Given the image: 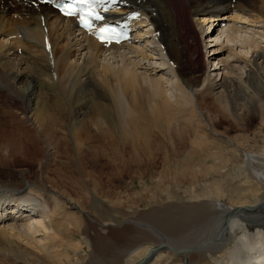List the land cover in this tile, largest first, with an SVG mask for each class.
<instances>
[{"label":"bare ground","instance_id":"bare-ground-1","mask_svg":"<svg viewBox=\"0 0 264 264\" xmlns=\"http://www.w3.org/2000/svg\"><path fill=\"white\" fill-rule=\"evenodd\" d=\"M232 1L125 0L154 58L0 0V264H264V0ZM248 26L238 56L224 42ZM125 178L143 188L129 197ZM26 190L46 222L11 215Z\"/></svg>","mask_w":264,"mask_h":264},{"label":"rangeland","instance_id":"rangeland-1","mask_svg":"<svg viewBox=\"0 0 264 264\" xmlns=\"http://www.w3.org/2000/svg\"><path fill=\"white\" fill-rule=\"evenodd\" d=\"M13 1V0H12ZM13 2H15V1H13ZM234 2H235V0H233L232 1V4H234ZM9 5H13L11 2L9 3ZM189 6H191V5H189ZM225 18H227V19H224V20H222L221 22H222V24H221V27H225V25L226 26H228V25H232V23H233V19H234V14L233 13H227L225 16H224ZM196 19H198V18H196ZM195 19V17H191V22H193V21H195L196 20ZM204 20H206V18L204 19ZM204 20H202V22L204 21ZM237 20H235L234 21V23L236 22ZM237 22H239V19H238V21ZM235 23L237 26L238 25H241V24H239V23ZM206 23H202V29L204 28V32L206 31V28H207V26H204ZM217 24V22H215L214 24H213V27L214 26H217L216 25ZM240 27H247V26H243V25H241ZM217 28V27H216ZM219 28V27H218ZM218 28H217V30H218ZM199 29H201V27L199 28ZM198 29V30H199ZM248 30H250V32L248 31ZM248 30H245L244 28L241 30V32H242V35L241 34H236V33H233V38H234V40H232L231 42H229L230 44H228L227 42H224V44H226V46L227 47H231V49H233L232 51H233V53L235 54V50H237L236 51V53L238 54V56H244L243 55V53L244 52H246L247 50L245 49L246 47L245 46H243L242 44L245 42L246 43V41H248V40H251V36H252V32L254 31L255 33H256V31L257 32H260V30L258 29H256V28H254V27H251V26H248ZM214 36H216V34L217 33H215L214 32ZM241 35V36H240ZM244 36H245V38H248V39H245L244 38ZM147 37H149V36H147ZM240 37H243L244 38V40L241 38V39H239ZM145 41V40H144ZM233 41H235V42H233ZM238 41V42H237ZM240 41H241V43H240ZM244 41V42H243ZM198 43H199V48H200V53H199V56L201 57L200 58V62L203 64V71L205 72L204 73V75L202 76V80L204 79L205 80V77L207 76V74H208V71L209 70H213L214 68H215V66L213 67H211V65H210V60L212 59V55H208L209 53H208V51H210L211 49H210V45H212V44H206V42H204L201 38H200V36H199V39H198ZM235 43V44H234ZM244 43V44H245ZM145 44L146 45H148L149 47H150V49H149V47L147 48H145ZM239 44V45H238ZM209 45V46H208ZM156 45L153 43V40H152V38H148V39H146V42H142V44H140V46L139 45H137L136 47H139V48H143L144 50H146V52L148 53V55H151V56H153L154 58H156V57H161V56H159L161 53L159 52V51H156V50H154V49H152V48H154ZM206 46V47H205ZM237 46V47H236ZM241 46V47H240ZM205 47V48H204ZM230 47H229V49H230ZM244 47V49H242ZM156 48V47H155ZM228 49V48H227ZM241 51V53H239L240 51ZM228 51V50H227ZM222 52V53H220L219 55H218V57H220V59L222 58V59H226L227 58V56H229L228 54H231L232 53V51L231 50H229L228 52ZM156 52V53H155ZM158 52V53H157ZM232 53V54H233ZM211 54V53H210ZM241 54V55H240ZM162 57H164V56H162ZM217 57V56H216ZM158 59V58H157ZM161 61H162V59L161 58H159ZM159 59H158V61L157 62H161V61H159ZM165 74H164V78H166L167 79V85H168V83H170L169 85H168V89H170V92H171V94L173 95V96H178V95H181V96H183V97H185V98H189V96H193V93L192 92H190L183 84H182V82H181V79L179 78V77H177V76H175V74L174 73H172V74H174V76H172V74H171V72L170 71H167V72H170V73H167L166 71H163ZM212 72L210 71V74H211ZM168 74H171V75H169V77H168ZM159 76H156L155 78H158ZM170 94V96H172ZM91 98H92V100L93 101H91ZM87 99V100H86ZM89 99V100H88ZM170 99H173L172 100V102L174 101V102H176L175 101V98H170ZM100 97L98 96V97H96V96H91V97H88V98H85V102H87L88 104H90V105H88V107L90 106H96L97 105V103L99 104L100 103ZM89 101V102H88ZM96 104H95V103ZM173 102V103H174ZM86 103V104H87ZM92 103V104H91ZM95 106H94V108H95ZM97 107V106H96ZM125 182L123 183V185H121V186H123V188H125V186H126V188H125V190L127 189V192H128V196L129 197H131L130 196V194H132V193H134V192H138V191H140V189H142L143 188V186H142V184H140L139 183V181L138 180H135L134 182H132L131 183V181H130V179H126L125 178V180H124ZM130 181V182H129ZM126 183V184H125ZM124 184H125V186H124ZM130 184V185H129ZM128 187V188H127ZM129 192H131V193H129ZM30 194V195H29ZM24 195H25V197H28L29 199H31V200H33V201H39V203L42 205V207H41V209L39 208V211H42L41 212V214H40V212H37L38 213V216H37V218H35L36 220H40V221H44V222H46L45 220H47V219H49L48 217H47V215H51V209L50 208H48V205H46V204H44L45 202L43 201V200H41L40 198H37L32 192H30L29 190H26L25 191V193H24ZM128 197V198H129ZM23 199H25V198H23ZM130 199V198H129ZM140 202H138L137 204L139 205L138 207L140 208V204H139ZM128 204H129V201H128ZM40 205V206H41ZM43 207H44V209H43ZM45 209H46V211H45ZM26 213V212H25ZM43 213H44V215H43ZM49 213V214H48ZM29 214V213H28ZM24 216H26V215H24ZM44 218V219H43ZM11 223H6L5 225H10ZM42 233H44V232H42ZM243 237H247L246 236V234H243L242 235ZM35 237H36V239L38 240H42L43 238H44V235L43 234H40V233H38V234H36L35 235ZM250 259H253V258H250ZM247 260H249V258L247 259Z\"/></svg>","mask_w":264,"mask_h":264},{"label":"snow or ice","instance_id":"snow-or-ice-1","mask_svg":"<svg viewBox=\"0 0 264 264\" xmlns=\"http://www.w3.org/2000/svg\"><path fill=\"white\" fill-rule=\"evenodd\" d=\"M76 2H77V3H87L88 0H76ZM65 14H66V15H71V14H73V13H72V9L69 8V9L65 10ZM87 15H88V16H92V13L89 12V13H87ZM95 18H96V19H100L99 16H97V17H95ZM81 22L84 23V26H85V27H88V26H89L88 23H87L86 20H85V16H84V15H81ZM111 31H112V30H111V29H108V28H102V29L100 30V32H101V37H100V38H101V41H102V42H108V41L111 39V37L108 35Z\"/></svg>","mask_w":264,"mask_h":264},{"label":"water","instance_id":"water-1","mask_svg":"<svg viewBox=\"0 0 264 264\" xmlns=\"http://www.w3.org/2000/svg\"><path fill=\"white\" fill-rule=\"evenodd\" d=\"M138 264H140V262Z\"/></svg>","mask_w":264,"mask_h":264}]
</instances>
